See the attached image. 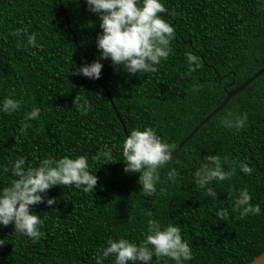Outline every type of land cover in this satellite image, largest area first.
<instances>
[{
  "label": "trees",
  "instance_id": "16d2710c",
  "mask_svg": "<svg viewBox=\"0 0 264 264\" xmlns=\"http://www.w3.org/2000/svg\"><path fill=\"white\" fill-rule=\"evenodd\" d=\"M162 2L168 11L160 15L174 26L175 37L158 70L129 75L105 59L101 76L93 80L70 71L73 62L98 58L100 20L86 0H0V100L21 101L11 115L0 113V188L13 178L11 162L17 156L36 167L46 157L85 155L90 172L98 176L88 193L58 184L46 195L56 197V204L33 206L43 221L39 240L15 232L11 224L0 226L5 240L0 264H95L96 250L109 237L142 240L148 212L162 224L180 226L193 251L185 264H249L264 252V73L172 155L151 196L140 191L139 173H125L123 161L117 160L127 134L104 87L128 132L152 127L173 151L228 91L264 67V0ZM33 32L40 47L27 45V34ZM187 52L201 60L190 75ZM196 84L200 88L193 91ZM33 107L41 109L39 118L24 121ZM229 112L247 113L245 127H225L221 121ZM22 122L29 125L23 132ZM104 145L117 161L93 160ZM207 154H219L226 170L235 169L228 180L208 185L215 199L194 182ZM240 162L252 173L244 174ZM172 168L175 182L167 179ZM245 187L261 213L241 219L231 208L237 190ZM222 208L229 210L226 220L216 216ZM104 264H113V258ZM160 264L175 262L162 258Z\"/></svg>",
  "mask_w": 264,
  "mask_h": 264
},
{
  "label": "clouds",
  "instance_id": "9594fccd",
  "mask_svg": "<svg viewBox=\"0 0 264 264\" xmlns=\"http://www.w3.org/2000/svg\"><path fill=\"white\" fill-rule=\"evenodd\" d=\"M88 10L95 13L100 20V32L96 35L98 58L91 63L79 65L73 62L70 71L74 75H83L89 79H98L103 68L102 61L110 59L114 68H120L129 75L156 72L161 60H166L172 52L171 41L175 37L174 26L161 13L168 10L162 0H86ZM175 15V12H172ZM27 32V30H24ZM15 34V33H14ZM27 45L40 47L37 33L27 34ZM26 45V46H27ZM19 47V44L17 45ZM187 72L197 71L201 67L200 57L191 52L185 53ZM200 85L193 86L198 91ZM21 107V101L11 96L0 100V113L11 115ZM41 109L33 107L25 113L24 121L38 119ZM247 113L233 116L229 112L221 123L227 128L240 130L245 127ZM28 123L22 122L21 132L28 128ZM125 173H139L137 182L141 192L151 196L156 192L160 181V169L172 160L171 146L161 140L152 127L133 128L124 137L119 148ZM27 157L17 156L11 162L12 179L10 183L0 188V226L11 224L14 231L39 240L43 221L33 211V206L45 203L52 206L57 203L56 197H47V191L56 185H70L88 193L94 190L98 176L89 170L90 165L85 155L58 159L43 158L38 166L26 165ZM98 162L113 161L112 152L107 145L99 148L93 156ZM115 160V161H117ZM113 161V162H115ZM244 174H251L253 169L245 162L239 163ZM235 169L226 170L219 154H207L194 172L195 185L205 189L208 196L216 198V192L208 185L213 181L228 180ZM177 172L174 168L167 173L168 181L175 182ZM252 197L245 187L237 190V195L231 208L238 212V218L248 215H259V204L251 203ZM144 238L130 241L121 236L109 237L105 245L96 250L95 264H104L108 258H113V264H160L162 258L174 261L175 264H185L193 257V251L187 240L182 237V230L174 223L162 224L153 219L148 212ZM216 216L226 220L229 210L222 208ZM5 243L0 239V246ZM153 255L156 259L153 261Z\"/></svg>",
  "mask_w": 264,
  "mask_h": 264
},
{
  "label": "water",
  "instance_id": "95a60500",
  "mask_svg": "<svg viewBox=\"0 0 264 264\" xmlns=\"http://www.w3.org/2000/svg\"><path fill=\"white\" fill-rule=\"evenodd\" d=\"M68 27L70 28V22L68 21ZM75 36V35H74ZM76 37H75V41H76ZM264 73V67L261 68L260 70H258L256 73H254L252 76H250L247 80H245L240 86L236 87L235 89L228 91L227 92V96L224 99V101L213 111L211 112L207 117H205L194 129L193 131L184 139L180 142V144L172 151V155L174 153H176L179 149L182 148V146L190 139L194 136V134L206 123L209 121V119H211L215 114H217L224 106L225 104L230 100V98L232 96H234L235 94H237L238 92L242 91L243 89H245L254 79H256L257 77H259L261 74ZM99 79V78H98ZM104 89L106 90L110 101H111V105L114 108L118 119L120 120V122L123 125V129L126 132V134H128L127 131V127L124 123V121L122 120L119 112L117 111L113 98L111 97L110 92L104 87ZM249 264H264V252H262L260 255L256 256Z\"/></svg>",
  "mask_w": 264,
  "mask_h": 264
}]
</instances>
